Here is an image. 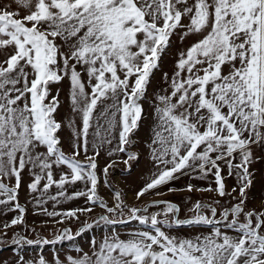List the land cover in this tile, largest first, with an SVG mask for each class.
<instances>
[{
  "label": "snow or ice",
  "instance_id": "1",
  "mask_svg": "<svg viewBox=\"0 0 264 264\" xmlns=\"http://www.w3.org/2000/svg\"><path fill=\"white\" fill-rule=\"evenodd\" d=\"M13 4L15 9H13ZM176 35L183 43L167 84L154 93L147 149L154 171L136 192V199L195 173L214 177V187L168 191L213 192L233 196L227 207L219 200L196 201L181 219L170 201H153L160 211L130 207L120 192L114 206L97 194L96 157L89 156L88 137L94 129L93 149L125 153L127 165L137 160L131 136L144 118L143 101L154 70ZM68 84L74 150L66 155L57 119L60 89ZM77 120L79 123H77ZM103 133V134H102ZM96 141L99 143L97 144ZM83 149L85 160L78 159ZM257 150L261 155L257 156ZM264 160V0H12L0 3V205L20 215L4 228L23 223L25 209L17 202L22 174L27 170L30 193L42 207L47 199L85 197L107 215L106 224L136 221L140 229L127 239L106 237L92 255L67 258V264H264V210L247 209L253 187V165ZM115 161L104 168L105 176ZM237 186L227 190L224 170ZM56 169H60L57 179ZM14 180L9 187L4 181ZM81 182L84 189L66 194V185ZM55 186L57 195H49ZM155 195H165L155 192ZM217 206L221 207L218 212ZM69 210L62 215L78 218ZM49 216L58 213L47 212ZM127 214V220L123 217ZM119 217L120 219H117ZM62 222V221H59ZM204 226L181 236L173 228ZM79 234V233H77ZM7 235V232L4 234ZM63 236H68L65 230ZM57 237V240L61 239ZM0 243H5L0 238ZM12 243L49 244L14 236ZM15 264H47L41 257ZM56 264H62L59 259Z\"/></svg>",
  "mask_w": 264,
  "mask_h": 264
},
{
  "label": "rangeland",
  "instance_id": "2",
  "mask_svg": "<svg viewBox=\"0 0 264 264\" xmlns=\"http://www.w3.org/2000/svg\"><path fill=\"white\" fill-rule=\"evenodd\" d=\"M0 3H12V0H0ZM13 9H15L14 4ZM191 42V39H187L182 43L178 36L174 35L171 40V46L165 51L159 62V68L154 70V74L151 77V83L148 86V100L143 101L144 118L140 122L138 130H136L131 136L134 146L128 148V152L136 153L138 155L137 160H132L126 165L123 162L127 159V155L125 153L114 152L113 155H109V150L115 149L118 146V132L113 133L112 144H104L102 147L93 149L94 137L92 133L94 129H90L87 155L91 156L94 154V151H99V155L96 157V175L98 178L97 194L99 198L108 204L109 207L114 206V195L116 192H120L123 197V202L130 207L143 208L147 203L152 201L167 200L173 202L180 208V218L184 219L192 215V213L188 210L198 200L203 202L219 200L220 205L224 207L236 202V200L233 199V196H237L236 193H232L231 196L221 198L213 192H198L195 190L192 192L168 191L169 188H186L189 183L193 184L197 188L215 186L214 177L209 176L206 180L192 178L196 175L195 173H192L191 176L182 175L179 179L144 195L139 200L136 199V192L151 179L152 172L154 171L151 157L147 149V142L151 135L150 125L152 123L151 105L153 102V95L154 93L162 94L161 89L167 87V84L163 79V74L168 73L169 76H171L178 52ZM56 88L60 89V108L57 113V119L59 120L61 117H64L65 123L64 129L59 133L62 140L61 147L66 155H71L75 145L71 136V129L66 126L68 119L72 118L67 101L68 84L65 81L60 85L53 86V95L55 94ZM77 123H79L78 120ZM96 143L98 144L99 142L96 141ZM259 155H261V153L257 150V156ZM78 159L82 162H87L85 160L83 149H81V154ZM113 161L116 162L114 167L109 168L108 175L105 176L103 171L104 168ZM252 170L255 173V176L253 187L248 191L247 209L260 211L264 210V160H257V162L253 165ZM59 173L60 169H56L57 179L59 177ZM223 175L225 177L227 190L231 192V189L237 186L236 178L234 176L229 177L227 175L226 168ZM30 180L31 175L27 170H25L22 174V183L18 190V201L11 202L13 209H15L17 202L25 209L23 223L5 229L4 225L6 223H10V221L19 216L20 213L18 210H9L7 206L0 205V238H3L5 241V243H0V245L12 242L14 236H25L31 241H35L39 236H44L48 241H53L60 235L61 230L67 226L71 229V233H68V236L71 238L63 236L62 234L61 239L49 244H12V246L6 249H0V259H2V261H4L6 257L12 259L11 256H8L11 255V249L15 254L13 255L14 260H16L19 256H23L24 259H36L37 254L40 255V258H48L52 255V258L61 260L65 254L72 258L83 257L85 253L92 255L94 243L98 248L99 244L102 243L106 237H111L117 233H119L121 239H127L128 234L131 231L141 228L139 223L136 221L117 223L113 225L106 224L98 218V220L89 226L83 227L79 234L76 235L77 228L80 225L93 221L101 214L107 215V213L100 208L98 204H90L87 202L86 198L83 196L69 199H65L64 197H58L57 200L47 199V202L44 203L42 207H38L35 202V197L38 193H30L27 187ZM4 182L8 184L9 187L14 184V180H5ZM84 187L85 185L81 182H77L74 185H66V194L71 197L74 192L80 191L84 189ZM57 192L58 189L55 186L49 189V195L51 196L57 195ZM155 192H163L165 195H155ZM0 199H6V197H0ZM150 205H152V203ZM150 205H148L149 212L160 211V208L163 207L162 205L160 207H152ZM86 207H91L92 211L83 213L77 212L78 218H67L62 215L69 210H77ZM45 210L47 212L58 213V215L49 216L46 214ZM217 210L219 212L222 209L220 206H217ZM125 218H127V214L123 217V219ZM117 219L120 218L117 217ZM204 230V226H197L195 228H173L171 232L174 235L188 236ZM5 232H7L6 236L4 235ZM40 241L43 240L40 239ZM24 250H30L29 254L24 253ZM4 254L6 256H3Z\"/></svg>",
  "mask_w": 264,
  "mask_h": 264
},
{
  "label": "crops",
  "instance_id": "3",
  "mask_svg": "<svg viewBox=\"0 0 264 264\" xmlns=\"http://www.w3.org/2000/svg\"><path fill=\"white\" fill-rule=\"evenodd\" d=\"M29 252H30V250H24V253H26V254H29ZM6 254V253H5ZM3 255V256H6V255ZM10 254L11 255H8V256H11L12 257V259L11 258H7L6 257V259L4 260V261H2V259H0V264H15V260L13 259L14 258V256L13 255H15L14 254V252L12 251V249H11V251H10ZM37 256V258L36 259H25V260H28V261H38L39 259H40V255L39 254H37L36 255ZM67 257H68V255H64L63 256V259L61 260V259H59V261H61L62 262V264H67ZM46 261H47V264H56V258H52V255L50 256V257H48V258H46V257H43ZM17 259V258H16Z\"/></svg>",
  "mask_w": 264,
  "mask_h": 264
},
{
  "label": "water",
  "instance_id": "4",
  "mask_svg": "<svg viewBox=\"0 0 264 264\" xmlns=\"http://www.w3.org/2000/svg\"><path fill=\"white\" fill-rule=\"evenodd\" d=\"M164 201H167V200H164ZM152 202H153V201H152ZM152 202L147 203L144 207H148V205H150ZM144 207H143V208H144ZM101 215H105V214H101ZM101 215L97 216L93 221H90V222H88V223H86V224H84V225H80V226L77 228V233H79V232L82 230L83 227H87V226H89L90 224H92L93 222H95L96 220H98V218H99ZM125 220H127V218H125ZM65 230H68V233H69V234L71 233V229H70V227L67 226V227H64V228L61 230V233H60L59 236H61ZM76 235H78V234H76ZM19 237H25V236H19ZM25 238L27 239V237H25ZM38 239H39V240H40V239H42V240H47L44 236H39L35 241H37ZM27 240H28V239H27ZM56 241H57V238L53 240V242H56ZM12 244H14V243L10 242V243H7V244H5V245H0V249H6V248L12 246Z\"/></svg>",
  "mask_w": 264,
  "mask_h": 264
}]
</instances>
